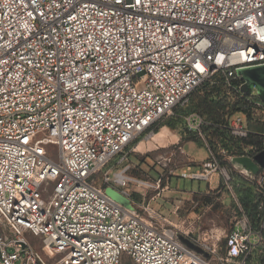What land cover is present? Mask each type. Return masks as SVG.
<instances>
[{
	"label": "built area",
	"instance_id": "built-area-1",
	"mask_svg": "<svg viewBox=\"0 0 264 264\" xmlns=\"http://www.w3.org/2000/svg\"><path fill=\"white\" fill-rule=\"evenodd\" d=\"M261 66L264 0H0V264H50L29 236L57 264H264V101L238 74ZM206 84L231 111L184 117L209 154L191 179L233 195L225 239L167 226L124 173L98 181ZM237 180L255 188L247 204Z\"/></svg>",
	"mask_w": 264,
	"mask_h": 264
},
{
	"label": "rangeland",
	"instance_id": "rangeland-1",
	"mask_svg": "<svg viewBox=\"0 0 264 264\" xmlns=\"http://www.w3.org/2000/svg\"><path fill=\"white\" fill-rule=\"evenodd\" d=\"M238 74L243 79L240 71ZM245 83L247 84L246 81ZM252 92L253 96L264 101L257 88L254 87ZM203 98H206L204 88L192 96L189 104L178 108L175 116L158 125L156 131L160 132L163 128L167 130L163 142L153 144L151 139L154 134L139 138L123 155L100 172L98 181L99 186L103 187L102 181L106 174L114 180L116 174L124 173L127 177L146 184L140 188L131 183L124 188L147 207L151 206L157 212L158 219L167 226L187 228L194 232L193 239L204 238L208 231L216 233L218 237L223 234L221 237L225 239L238 211L233 195L221 184L218 175L212 178L211 184L191 179L209 158V154L205 143L188 130L184 116L191 109L201 110L198 107L205 106ZM240 117L243 114L234 115L232 120ZM141 143L145 145L144 152L137 151ZM236 182L242 185L241 189H236V193L247 204V200L255 193V188L244 180ZM106 193L127 210L136 209L131 200L117 189L109 186ZM28 238L50 264L59 262L60 256L47 249L41 240L30 236ZM17 264L23 263L19 261ZM125 264L133 263L127 260Z\"/></svg>",
	"mask_w": 264,
	"mask_h": 264
},
{
	"label": "trees",
	"instance_id": "trees-1",
	"mask_svg": "<svg viewBox=\"0 0 264 264\" xmlns=\"http://www.w3.org/2000/svg\"><path fill=\"white\" fill-rule=\"evenodd\" d=\"M203 88L205 89V92H206V98H203L205 106H203L201 108L198 107L201 110L191 109V110H189L190 112H186L185 115L187 116L193 112L198 111V113L205 116L208 120L222 121L227 116L228 111H231V109L228 107V102L224 99L222 87L211 86L210 84H206L197 92L200 93ZM196 93H194L192 96H194ZM190 101H192V100L190 99ZM176 111H178V110H176ZM158 125L156 128H158ZM156 128H155L154 132L157 134V133H159V131H156ZM217 137H219V134H217ZM223 145H226V144H223Z\"/></svg>",
	"mask_w": 264,
	"mask_h": 264
},
{
	"label": "water",
	"instance_id": "water-1",
	"mask_svg": "<svg viewBox=\"0 0 264 264\" xmlns=\"http://www.w3.org/2000/svg\"><path fill=\"white\" fill-rule=\"evenodd\" d=\"M243 80L247 82L244 85V91L251 93L255 87L258 89L261 96L264 98V66L254 67L240 71ZM260 163H264V154L259 157ZM233 163L239 164L247 169L250 173H258L259 167L248 158H235ZM201 252V250H199Z\"/></svg>",
	"mask_w": 264,
	"mask_h": 264
},
{
	"label": "bare ground",
	"instance_id": "bare-ground-1",
	"mask_svg": "<svg viewBox=\"0 0 264 264\" xmlns=\"http://www.w3.org/2000/svg\"><path fill=\"white\" fill-rule=\"evenodd\" d=\"M166 135H167V130H166V128H163L159 133L154 134V135L152 136L151 142H152L153 144H155V145H159L161 142L164 141ZM144 147H145V145H143V143H141V144L138 146L137 151H139V152H144V151H145V150H144ZM215 235H217V234L215 233ZM220 237H221V236H220Z\"/></svg>",
	"mask_w": 264,
	"mask_h": 264
},
{
	"label": "crops",
	"instance_id": "crops-1",
	"mask_svg": "<svg viewBox=\"0 0 264 264\" xmlns=\"http://www.w3.org/2000/svg\"><path fill=\"white\" fill-rule=\"evenodd\" d=\"M223 233H224V232H223ZM222 235H223V234H222ZM222 235H221V236H222Z\"/></svg>",
	"mask_w": 264,
	"mask_h": 264
}]
</instances>
